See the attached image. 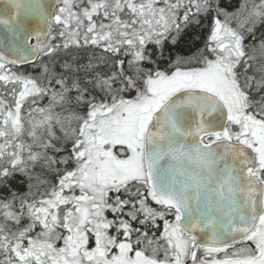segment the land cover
Instances as JSON below:
<instances>
[{"label":"snow or ice","instance_id":"6c2138e0","mask_svg":"<svg viewBox=\"0 0 264 264\" xmlns=\"http://www.w3.org/2000/svg\"><path fill=\"white\" fill-rule=\"evenodd\" d=\"M0 264H264V0H0Z\"/></svg>","mask_w":264,"mask_h":264},{"label":"trees","instance_id":"16d2710c","mask_svg":"<svg viewBox=\"0 0 264 264\" xmlns=\"http://www.w3.org/2000/svg\"><path fill=\"white\" fill-rule=\"evenodd\" d=\"M225 6L227 7L229 5V3L234 2V0H223Z\"/></svg>","mask_w":264,"mask_h":264}]
</instances>
